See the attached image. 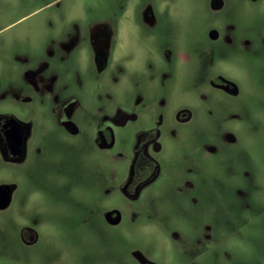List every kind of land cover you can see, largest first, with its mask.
<instances>
[{"label":"flooded vegetation","instance_id":"flooded-vegetation-1","mask_svg":"<svg viewBox=\"0 0 264 264\" xmlns=\"http://www.w3.org/2000/svg\"><path fill=\"white\" fill-rule=\"evenodd\" d=\"M66 2L59 0L42 25L0 38L2 159L120 161L116 189L125 201L106 206L103 217L124 225L134 264H219L205 251L231 253L223 241L236 221L222 214L264 212L251 149L253 117L256 124L255 116H264V23L255 31L243 25L248 11L264 12V0H206L209 23L195 46L173 33V0ZM258 60L261 89L252 93ZM178 86L188 100L173 105ZM0 186L9 192L0 209L6 211L19 186ZM111 210L114 217L120 211V222L109 221ZM127 211L133 220L123 219ZM187 212L197 216L191 235L182 221L170 220ZM142 214L150 221H138ZM146 223L163 235L158 241L147 246L126 238ZM40 239L37 228L22 226L25 246ZM259 254L264 264V247Z\"/></svg>","mask_w":264,"mask_h":264},{"label":"rangeland","instance_id":"rangeland-1","mask_svg":"<svg viewBox=\"0 0 264 264\" xmlns=\"http://www.w3.org/2000/svg\"><path fill=\"white\" fill-rule=\"evenodd\" d=\"M22 0H0V38L6 33H15L21 29L31 30L36 24L42 25L54 5L59 0H35L22 5ZM68 0H64V2ZM206 0H173V33L184 44L195 46L199 38L205 39L210 15L203 10ZM66 2V3H67ZM96 9H93V11ZM264 12L257 15L248 11L243 18V25L252 31L263 28ZM261 60L257 61L252 93H259V81L263 74ZM191 64V61H190ZM239 75L238 69H232ZM256 77V78H255ZM262 81V80H261ZM184 86V85H183ZM183 89L176 87L170 102L176 105L187 101ZM13 110L23 118L28 114ZM253 117V136L251 142L253 165L259 170L260 184L264 189V116ZM37 125H43V119L35 118ZM30 157L23 163H10L0 155V183L16 182L19 190L15 204L6 211H0V264H134L127 245L122 239L119 226H111L104 220L106 206H120L124 198L116 189L122 175L123 164L117 160H95L89 155L85 160H34ZM57 172V173H56ZM55 174L62 178L60 181ZM65 180V181H64ZM71 185L72 187H70ZM114 187L111 194L107 188ZM131 211H127L124 220H133ZM174 216L173 213H168ZM170 220L182 221V230L191 235L196 231V214L187 212L177 214ZM236 221L230 229L226 243L230 254L210 255V246L206 247L205 257L219 264H262L259 251L264 239V212L223 213ZM248 220H244V216ZM231 216V217H230ZM150 217L142 214L138 221L148 222ZM241 221V222H240ZM31 225L38 229L40 242L34 247H27L20 240L22 226ZM150 224H141L137 232L125 235L134 242L150 245L163 236ZM127 227V225H125ZM128 229L126 228L125 231ZM172 264V262H171Z\"/></svg>","mask_w":264,"mask_h":264},{"label":"water","instance_id":"water-1","mask_svg":"<svg viewBox=\"0 0 264 264\" xmlns=\"http://www.w3.org/2000/svg\"><path fill=\"white\" fill-rule=\"evenodd\" d=\"M20 125V124H19ZM21 136H19L18 140H17V148L21 146ZM8 201H9V192L8 190H6V187L4 186H0V209L2 208H5L6 205L8 204ZM115 211L114 210H111V211H108L107 215H108V218H109V221L112 222V223H118L122 220V215L120 213V211L117 210V215L114 217L112 216L113 213ZM135 253H139L142 255V257L145 258V256L143 255V253L140 251V250H136ZM139 258H141L140 255H137Z\"/></svg>","mask_w":264,"mask_h":264}]
</instances>
